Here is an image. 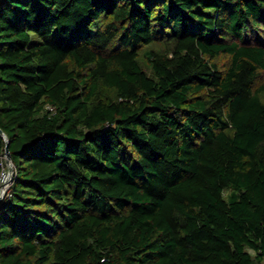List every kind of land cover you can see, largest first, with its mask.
Returning <instances> with one entry per match:
<instances>
[{
    "label": "trees",
    "instance_id": "16d2710c",
    "mask_svg": "<svg viewBox=\"0 0 264 264\" xmlns=\"http://www.w3.org/2000/svg\"><path fill=\"white\" fill-rule=\"evenodd\" d=\"M0 128V264H264V0H0Z\"/></svg>",
    "mask_w": 264,
    "mask_h": 264
},
{
    "label": "rangeland",
    "instance_id": "374dc122",
    "mask_svg": "<svg viewBox=\"0 0 264 264\" xmlns=\"http://www.w3.org/2000/svg\"><path fill=\"white\" fill-rule=\"evenodd\" d=\"M213 61L215 62V63H217V65L218 66H220V67H224L225 65H226V63L229 61V57L227 56V55H220V56H218L217 58H215V59H213ZM139 63H140V66L143 68V70L148 74V75H151L152 74V70H151V68L148 66V64H147V62H146V59L144 58V57H141L140 59H139ZM5 173L7 172H9L8 171V165H6L5 166ZM6 173V174H7ZM7 183H10V178H8L7 179ZM5 184V186H4V189L6 190L7 189V185L8 184ZM225 193H228V191H225Z\"/></svg>",
    "mask_w": 264,
    "mask_h": 264
},
{
    "label": "water",
    "instance_id": "95a60500",
    "mask_svg": "<svg viewBox=\"0 0 264 264\" xmlns=\"http://www.w3.org/2000/svg\"><path fill=\"white\" fill-rule=\"evenodd\" d=\"M0 135L4 138V141H5V148H4V154H3V157L5 158V161L8 165V173H9V178L12 174V171H13V165H12V161H11V154H10V151H9V146H8V138L7 136L4 134V132L1 130L0 128ZM6 183L8 182L7 180L5 181ZM5 193V189L2 188L1 191H0V203L3 199V195Z\"/></svg>",
    "mask_w": 264,
    "mask_h": 264
},
{
    "label": "built area",
    "instance_id": "2783aa9c",
    "mask_svg": "<svg viewBox=\"0 0 264 264\" xmlns=\"http://www.w3.org/2000/svg\"><path fill=\"white\" fill-rule=\"evenodd\" d=\"M2 158H3V164L1 165L2 166V168H1V172H0V191H1V189L2 188H4V186H5V184H6V180L9 178V173H5V166L7 165V163H6V161H5V158L2 156ZM8 185H9V183H7ZM7 185V186H8Z\"/></svg>",
    "mask_w": 264,
    "mask_h": 264
}]
</instances>
